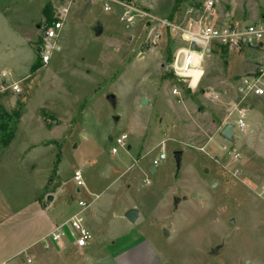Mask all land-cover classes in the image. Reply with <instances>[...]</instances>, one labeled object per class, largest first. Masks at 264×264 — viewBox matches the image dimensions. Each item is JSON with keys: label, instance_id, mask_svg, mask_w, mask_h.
Segmentation results:
<instances>
[{"label": "rangeland", "instance_id": "rangeland-1", "mask_svg": "<svg viewBox=\"0 0 264 264\" xmlns=\"http://www.w3.org/2000/svg\"><path fill=\"white\" fill-rule=\"evenodd\" d=\"M64 1L57 50L44 65L37 50L64 4L0 0V244L14 248L42 237L84 200L91 241L82 259L99 248L106 255L114 241L126 252L120 264H264V96L247 100L245 127L234 125L231 141L219 136L234 123V80L258 50L214 48L218 57L206 60L201 76L197 69L168 77L182 47L177 37L153 43L154 26L140 18L132 26L121 22L116 4L104 11L103 0ZM124 1L159 18L173 6ZM263 16L264 0H185L173 20L220 27ZM13 82L18 93L9 88ZM122 135L120 148L114 141ZM160 154L165 159L149 172ZM52 194L62 198L50 204L48 221L38 222L35 208L49 206ZM129 209L139 212L134 223L124 218Z\"/></svg>", "mask_w": 264, "mask_h": 264}, {"label": "built area", "instance_id": "built-area-1", "mask_svg": "<svg viewBox=\"0 0 264 264\" xmlns=\"http://www.w3.org/2000/svg\"><path fill=\"white\" fill-rule=\"evenodd\" d=\"M61 4L59 0L56 1ZM104 11H110L111 5L116 4L121 7L122 15L120 21L127 25H133L136 18L147 19L149 24L154 26L153 43L160 40H168V38L177 37L182 42V47L175 51L173 54V63L175 64L176 73L182 76H186L187 72L194 69L192 59L194 54L199 51L205 50V48L217 44L228 50H242L245 48H257L264 41V25H224L220 27H213L211 25H203L201 21H194L187 24H180L173 19L159 18L152 16L148 13L139 11L134 7L128 5L124 0H103ZM60 9L53 11L54 20L46 26L43 32L44 44L42 48H39V56L42 64L46 65L51 59V56L56 47V41L58 39L60 30L65 22V18L68 12L65 1L62 0ZM208 6L212 5V2L207 3ZM192 44L195 49H192ZM3 77L8 81L9 78L5 75ZM264 80V55L262 56L261 67L257 74L251 76H244L241 78L238 86L239 101L232 111L229 112L228 118L233 117L234 125L238 130H242L245 127L244 118L248 112L246 102L251 97L264 96L263 82ZM9 88L14 92H19V87L16 82L9 85ZM173 93H176L174 90ZM246 106V108H245ZM235 113V114H234ZM127 137L122 135L115 139L116 146L123 148L126 145ZM112 154L117 152L116 148H112ZM165 159L163 154H160L157 161H153V167H155L159 161ZM73 181L80 189L84 186L82 181L81 171L77 170L73 173ZM77 211L67 220L54 226L52 231L44 238L46 247H62L63 245H72L76 249H83L91 241V235L85 225V212L89 207L86 201L79 200L77 202ZM30 263L31 261L28 260Z\"/></svg>", "mask_w": 264, "mask_h": 264}, {"label": "crops", "instance_id": "crops-1", "mask_svg": "<svg viewBox=\"0 0 264 264\" xmlns=\"http://www.w3.org/2000/svg\"><path fill=\"white\" fill-rule=\"evenodd\" d=\"M236 23L238 22L229 21L227 25H232ZM249 24L264 25V16H263V19L262 18L259 20L255 19V20H252L251 22H247L244 25H249ZM207 25H210V24L207 23ZM214 48L218 49L220 53L229 51L225 47H222L217 44H213L205 48V50H203L202 52L201 51L197 52V54H194L193 59H192V63L194 67V69L192 70L193 71L192 74H194V72L198 69L201 72L200 74L201 76L202 72L205 69L204 65L206 63V60L212 55H215L216 57H218L217 56L218 53L213 51ZM250 49L258 50V52L260 53V56L255 61L249 59V61H247L248 65H246L244 73L241 76H238L234 80V84H235L234 92L236 94H238V86L240 84L242 77L251 76L253 74L258 73L261 67V63H262V56L264 55V41L257 48H250ZM202 63H203V67H201ZM173 65L175 66L174 63ZM171 70H173V73H171ZM171 70H169V73L174 75V73L176 72L175 67ZM186 76L189 77L191 75H186ZM249 108H251V106H249ZM232 109H233V106L232 108L229 109V112H231ZM79 190L80 189H77V192H79ZM51 198L53 200L51 203H49V206H45L41 209H39V207L35 208V217H36V220L38 219V222L45 223L48 221L47 209L51 207L50 204H52L55 199L59 200L62 197L60 198L58 196L55 198L54 195L52 194ZM27 209L28 207L26 208L25 212L26 214H29V210ZM76 211H72V214H70L68 218H70ZM68 218L63 219L59 221L58 223H55L56 221H54L53 224L50 225V229L48 232H46V234H44L42 237L34 241H31L27 244H22V246L13 248L12 244H9V245L0 244V264H120L119 262H121V256H123L126 252L121 253L119 252L118 249H116L117 245L113 241V238L111 240L113 241V243L110 246V249L107 251L106 255L103 254V248L101 249L99 248L100 252H97L93 258H85V259H82L81 257L84 256V250L85 248L89 247L90 243L88 244V246H86L83 249H76L72 245H63L62 247H54V246L46 247V244H41L42 240L46 238V236L52 231L55 225L67 220ZM1 224L2 222H0V225ZM114 240L118 241V238L116 239L114 238ZM142 241L143 240L136 241L137 243H139L138 246L142 244ZM99 242H101V239H99ZM28 260H30L31 262L29 263Z\"/></svg>", "mask_w": 264, "mask_h": 264}, {"label": "water", "instance_id": "water-1", "mask_svg": "<svg viewBox=\"0 0 264 264\" xmlns=\"http://www.w3.org/2000/svg\"><path fill=\"white\" fill-rule=\"evenodd\" d=\"M103 28L100 25L95 26L94 28V33L96 36H100L102 34ZM192 49H195V46L192 44L191 46ZM37 53H39V49L37 50ZM171 73H173V70H171ZM107 101L114 106L115 105V97L113 95H108L107 96ZM145 103V100H142V104ZM234 132H233V126L232 124H226L219 132V136L221 138H223L225 141H231L233 138ZM173 157H174V162H175V167L176 170L178 171L180 169V165H181V157H182V152L181 151H176L173 153ZM155 171V168L152 166L149 168V172L153 173ZM109 174V168L107 167L103 172H102V176H108ZM197 197V196H195ZM51 197H48L47 200L51 201ZM186 198L184 197L183 200H185ZM179 201V199H175L174 203L176 204ZM139 216V212L135 209H129L125 212L124 214V218L129 222V223H134L137 218ZM164 234L166 236H168V233L166 231H164ZM217 252V248H215L212 253L211 256H215Z\"/></svg>", "mask_w": 264, "mask_h": 264}, {"label": "trees", "instance_id": "trees-1", "mask_svg": "<svg viewBox=\"0 0 264 264\" xmlns=\"http://www.w3.org/2000/svg\"><path fill=\"white\" fill-rule=\"evenodd\" d=\"M51 1H57V0H51ZM60 1V3H62V0H59ZM183 1H185V0H173V6H172V10H171V14H170V16L168 17L170 20H172L173 19V14L177 11V9L179 8V5L181 4V2H183ZM190 5L192 6V7H194V8H196V10H198V9H201L200 8V5L199 4H193V3H190ZM52 16V15H51ZM53 20H51V18H50V20H49V22L51 23ZM169 45V44H168ZM168 49H169V55H171V47L169 46L168 47ZM167 75H168V77H173L174 75L173 74H171V73H167ZM188 92H189V90H188ZM8 141L9 140H7L6 141V144H8Z\"/></svg>", "mask_w": 264, "mask_h": 264}, {"label": "bare ground", "instance_id": "bare-ground-1", "mask_svg": "<svg viewBox=\"0 0 264 264\" xmlns=\"http://www.w3.org/2000/svg\"><path fill=\"white\" fill-rule=\"evenodd\" d=\"M195 61V60H194ZM192 70L191 71H189V72H187V75H192Z\"/></svg>", "mask_w": 264, "mask_h": 264}]
</instances>
